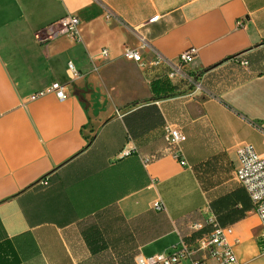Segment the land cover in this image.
Masks as SVG:
<instances>
[{
	"label": "crops",
	"instance_id": "crops-1",
	"mask_svg": "<svg viewBox=\"0 0 264 264\" xmlns=\"http://www.w3.org/2000/svg\"><path fill=\"white\" fill-rule=\"evenodd\" d=\"M71 16L78 36L38 42ZM140 37L173 64L195 50L186 78L169 79L146 50L126 60ZM55 82L64 101L31 99ZM146 106L162 126L141 134L132 113ZM166 125L186 137L176 148L156 146ZM261 141L264 0H0V264H81V222L101 213L123 224L156 204L172 231L137 255L201 237L192 225L217 211L238 264H264L259 219L235 178L238 148Z\"/></svg>",
	"mask_w": 264,
	"mask_h": 264
},
{
	"label": "built area",
	"instance_id": "built-area-1",
	"mask_svg": "<svg viewBox=\"0 0 264 264\" xmlns=\"http://www.w3.org/2000/svg\"><path fill=\"white\" fill-rule=\"evenodd\" d=\"M80 21L77 17L71 16L60 20L51 25L48 29L38 32L36 39L40 43L52 40L60 35L69 34L78 36V27ZM142 47L136 49H126L123 57L126 60L133 62H142V51L156 54V65L165 64L170 67L169 79L173 80L178 77L186 78L182 71V66L192 63L196 54L195 50L183 53L178 58V64H173L169 59L160 56L156 53L153 47L145 38L140 37ZM107 49H102L100 52L101 58H106ZM240 65L247 69L249 63L247 60H242ZM69 70L75 72L72 63H69ZM190 79V78H189ZM197 89L201 90L198 85ZM46 94H53L59 101H64L66 96L65 86L60 83H53L51 86L42 92L32 96V100L43 97ZM164 139L171 147H178L186 140L185 135L179 128L171 125L164 127ZM175 156L178 157V152L175 151ZM238 167L235 172L236 181L248 194L254 211L259 219V225L263 232L261 237V247L264 252V155H259L252 145H242L237 150ZM179 158V157H178ZM147 162V161H146ZM43 186L48 185L47 179H43L40 183ZM157 210H163L161 204H156ZM194 234L201 233V237L193 242L182 240L168 254H156L150 257L137 255L135 258L136 264H208L204 259L197 258L198 252L205 253L213 261V264H238L237 257L228 238L232 234L230 226H221L216 218H208L203 224L194 223L192 225Z\"/></svg>",
	"mask_w": 264,
	"mask_h": 264
},
{
	"label": "trees",
	"instance_id": "trees-1",
	"mask_svg": "<svg viewBox=\"0 0 264 264\" xmlns=\"http://www.w3.org/2000/svg\"><path fill=\"white\" fill-rule=\"evenodd\" d=\"M134 113L141 116L139 122L141 134L162 126L160 113L155 106H146L132 114ZM166 143L164 136H161L156 146L166 147ZM163 155L159 154L157 157L160 158ZM214 217L218 223L223 220L217 211ZM79 225L80 233L90 252L89 258L81 264H135L134 257L140 247L172 231L169 218L161 210L149 211L130 221L123 220V224L119 222L118 225L115 222L108 224L105 217L97 213L86 218ZM196 239L197 235H194L185 241L193 242Z\"/></svg>",
	"mask_w": 264,
	"mask_h": 264
},
{
	"label": "rangeland",
	"instance_id": "rangeland-1",
	"mask_svg": "<svg viewBox=\"0 0 264 264\" xmlns=\"http://www.w3.org/2000/svg\"><path fill=\"white\" fill-rule=\"evenodd\" d=\"M255 150L258 152H263L264 151V142L261 141L257 144V147L255 148ZM263 250V249H262ZM146 256H150L152 253H148V252H144ZM135 258H136V255L134 257V262H135ZM136 264V263H135Z\"/></svg>",
	"mask_w": 264,
	"mask_h": 264
}]
</instances>
